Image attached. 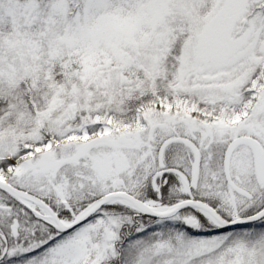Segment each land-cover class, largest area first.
Here are the masks:
<instances>
[{
    "label": "snow or ice",
    "instance_id": "6c2138e0",
    "mask_svg": "<svg viewBox=\"0 0 264 264\" xmlns=\"http://www.w3.org/2000/svg\"><path fill=\"white\" fill-rule=\"evenodd\" d=\"M0 264H264V0H0Z\"/></svg>",
    "mask_w": 264,
    "mask_h": 264
}]
</instances>
